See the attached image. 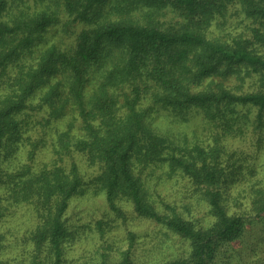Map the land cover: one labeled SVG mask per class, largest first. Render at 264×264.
<instances>
[{"label": "trees", "instance_id": "obj_1", "mask_svg": "<svg viewBox=\"0 0 264 264\" xmlns=\"http://www.w3.org/2000/svg\"><path fill=\"white\" fill-rule=\"evenodd\" d=\"M61 14L72 39L47 44ZM263 156L264 0H0V225L14 205L34 213L9 256L0 230V264H62L86 185L189 241L161 264H218L264 219ZM156 170L200 192L205 224L153 196ZM235 183L248 214L226 206ZM110 264L138 263L128 249Z\"/></svg>", "mask_w": 264, "mask_h": 264}, {"label": "rangeland", "instance_id": "obj_2", "mask_svg": "<svg viewBox=\"0 0 264 264\" xmlns=\"http://www.w3.org/2000/svg\"><path fill=\"white\" fill-rule=\"evenodd\" d=\"M59 22L49 28L45 34L47 44L65 46L72 39L64 31L66 16L60 15ZM80 27L72 25L76 32ZM249 142L232 143L235 149L248 148ZM23 149L14 154L10 162L23 159ZM48 152L42 151V157L49 158ZM39 157L40 160L47 161ZM264 157V156H263ZM77 160V158H76ZM5 164V163H4ZM89 175L86 174V178ZM151 191L156 199H163L176 206L184 216L197 223L205 224L208 219V207L201 199L200 192L188 180L177 176L167 177L156 170L149 176ZM93 186L86 185L82 195L71 199L66 209V219L71 227V234L64 243L62 264H110L120 259L121 251L130 250L138 264H161L177 257H184L189 252V241L167 231L160 225L139 218L130 205L123 207L125 218L109 212L104 194ZM230 197L226 202L229 211L250 212V193L237 183L229 187ZM34 218L29 205H14L10 215L0 225L6 231L9 241L14 245L4 256L20 250L24 230ZM253 218H255L253 216ZM104 220L103 228H97L96 221ZM12 256V255H11ZM218 264H264V219L250 220L243 236L224 248Z\"/></svg>", "mask_w": 264, "mask_h": 264}]
</instances>
